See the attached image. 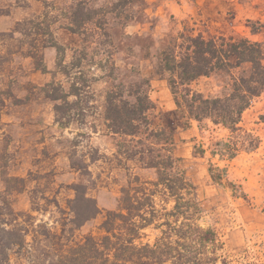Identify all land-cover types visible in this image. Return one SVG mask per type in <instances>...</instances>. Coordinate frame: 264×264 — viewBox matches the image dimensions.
Returning <instances> with one entry per match:
<instances>
[{
	"label": "trees",
	"instance_id": "trees-1",
	"mask_svg": "<svg viewBox=\"0 0 264 264\" xmlns=\"http://www.w3.org/2000/svg\"><path fill=\"white\" fill-rule=\"evenodd\" d=\"M5 1L0 0V16L12 5ZM22 1L26 2L16 0ZM69 1L64 27L78 34L81 43L73 48L68 62L64 57L59 59L66 83L53 78L40 90L55 103L56 122L64 129L73 120L72 111L79 105L83 89L92 82L85 70L95 67L103 71L100 78L109 84L102 103L104 130L121 138L115 159L121 167L129 168L128 163L133 162L153 169L156 177L142 179L131 173L121 188L118 206L106 211L100 232L80 239L73 237L74 231L101 212L88 185L78 182L69 186L74 197L68 200V210H62L68 216L58 232L47 222L36 223L31 213L15 209L10 195L26 189V178L7 177L6 187L0 191V264H218L223 242L213 227L202 223L205 203L182 167V158L174 153L175 124L181 120L184 127H190L193 120L200 126L211 121L227 128L230 136L217 141L211 150L220 159H233L242 150L256 149L260 139L243 127L242 119L264 93V40H252L224 28L212 33L208 25L195 32L194 26L185 25L183 30L161 38L155 53L146 55L154 60V73L147 74L139 66H120L113 59L118 51L132 50L131 43L142 42L141 35L125 31L126 25L140 16L133 9L138 0H115L106 5L94 0ZM36 16L19 21L16 31L32 37L27 54L46 72L43 53L36 46L43 29L51 31L49 25L43 28V12ZM250 26L253 33L264 35L263 19ZM6 35L14 37L0 31V40ZM3 58L0 55V65ZM214 74L226 79L221 93L207 94L193 87L194 82ZM154 75L167 80L175 109L157 110L150 97ZM155 111L157 123L151 116ZM199 150L196 153L204 156L205 149ZM83 166L73 162L83 175L89 174ZM209 173L215 183L235 186L226 167L211 163ZM148 229L157 231L152 241H144Z\"/></svg>",
	"mask_w": 264,
	"mask_h": 264
},
{
	"label": "rangeland",
	"instance_id": "rangeland-1",
	"mask_svg": "<svg viewBox=\"0 0 264 264\" xmlns=\"http://www.w3.org/2000/svg\"><path fill=\"white\" fill-rule=\"evenodd\" d=\"M114 1L94 0L104 5ZM5 3L12 5L7 14L0 16V31L13 33L14 37L6 35L0 40V55L5 59L0 65V191L5 189L7 177H25L26 189L10 195L15 209L31 213L36 223L47 222L53 231L60 232L63 219L68 216L62 210H68V200L74 197L69 186L84 182L90 195L97 198L101 212L76 229L73 237L97 234L106 211L118 206L121 188L127 184L129 175L155 179V171L140 168L133 162L128 163L129 168L118 165L116 144L121 138L104 130L102 103L109 84L100 78L104 73L100 69L85 70L92 82L83 89L69 126L63 129L56 122L55 103L40 88L53 78L66 83L59 59L64 57L68 62L73 48L81 43L78 34L64 27V11L70 1L7 0ZM135 3L133 9L140 16L126 25L125 31L141 35L142 42L131 43L132 50L122 47L123 51L115 53L113 59L120 66H139L147 74L154 73V60L146 59V55L155 53L161 38L183 30L185 25L194 26L195 32L208 25L212 33L224 28L252 40H264V35L253 33L250 26L257 19L264 20V0H138ZM42 12L43 28L49 25L51 32L43 29L36 47L43 53L46 72L37 68L33 57L27 54L32 37L16 31L19 21L37 18ZM53 41L57 44L53 45ZM92 50L89 49L90 53ZM96 76L99 79L95 80ZM225 84L224 76L214 74L194 82L193 87L216 94L224 90ZM150 97L157 110H173L169 107L175 102L166 79L154 75ZM155 113L151 116L157 123L159 118ZM242 125L258 135L259 146L251 151L242 150L233 159H220L211 150L217 141L230 136L227 128L211 121L202 126L195 120L190 127H184L181 120L175 124L174 153L182 158V167L205 203L202 223L213 227L223 242L218 264H264V93L244 112ZM201 148L206 151L204 156L196 153ZM73 162L84 165L89 174L83 175L73 167ZM211 163L226 167L228 179L235 186L215 183L209 173ZM146 232L144 241L155 239L157 231ZM28 239L32 240V234Z\"/></svg>",
	"mask_w": 264,
	"mask_h": 264
},
{
	"label": "crops",
	"instance_id": "crops-1",
	"mask_svg": "<svg viewBox=\"0 0 264 264\" xmlns=\"http://www.w3.org/2000/svg\"><path fill=\"white\" fill-rule=\"evenodd\" d=\"M169 108L170 109H174L175 108V104L173 103Z\"/></svg>",
	"mask_w": 264,
	"mask_h": 264
}]
</instances>
